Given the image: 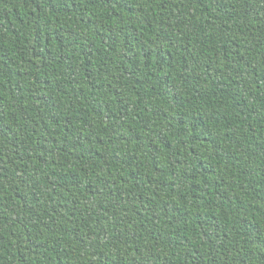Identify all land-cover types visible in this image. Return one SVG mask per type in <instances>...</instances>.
<instances>
[{
  "label": "trees",
  "instance_id": "trees-1",
  "mask_svg": "<svg viewBox=\"0 0 264 264\" xmlns=\"http://www.w3.org/2000/svg\"><path fill=\"white\" fill-rule=\"evenodd\" d=\"M0 264H264V0H0Z\"/></svg>",
  "mask_w": 264,
  "mask_h": 264
}]
</instances>
